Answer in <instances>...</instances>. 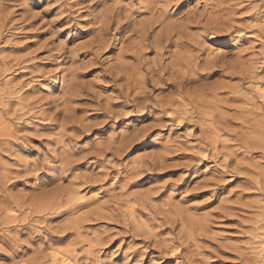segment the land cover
<instances>
[{
  "label": "clouds",
  "instance_id": "1",
  "mask_svg": "<svg viewBox=\"0 0 264 264\" xmlns=\"http://www.w3.org/2000/svg\"><path fill=\"white\" fill-rule=\"evenodd\" d=\"M54 257L264 264V0H0V264Z\"/></svg>",
  "mask_w": 264,
  "mask_h": 264
},
{
  "label": "rangeland",
  "instance_id": "2",
  "mask_svg": "<svg viewBox=\"0 0 264 264\" xmlns=\"http://www.w3.org/2000/svg\"><path fill=\"white\" fill-rule=\"evenodd\" d=\"M223 189H221L222 191ZM229 221H225V223H228ZM53 264H55V257L53 258Z\"/></svg>",
  "mask_w": 264,
  "mask_h": 264
}]
</instances>
